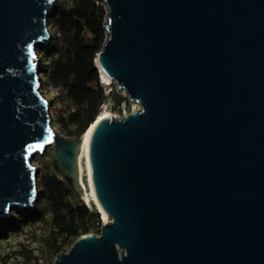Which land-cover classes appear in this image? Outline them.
<instances>
[{
	"label": "water",
	"instance_id": "95a60500",
	"mask_svg": "<svg viewBox=\"0 0 264 264\" xmlns=\"http://www.w3.org/2000/svg\"><path fill=\"white\" fill-rule=\"evenodd\" d=\"M95 67L138 105L88 139L109 223L55 264H264V0H96ZM53 0H0V219L31 207L53 142L76 182L82 137H54L36 46ZM29 47L32 51L29 52Z\"/></svg>",
	"mask_w": 264,
	"mask_h": 264
},
{
	"label": "trees",
	"instance_id": "16d2710c",
	"mask_svg": "<svg viewBox=\"0 0 264 264\" xmlns=\"http://www.w3.org/2000/svg\"><path fill=\"white\" fill-rule=\"evenodd\" d=\"M68 10H60L53 25L57 29L61 51L52 61L48 74L51 85L65 92L74 106L58 123L73 139H80L96 121L99 107L104 101L99 73L95 67L96 54L105 42V11L96 0H69ZM103 85V84H102ZM56 175L44 174L39 186L51 218L54 231L55 254L63 247L87 235L93 229H100L97 214H93L83 203H69L75 188L72 181L59 171L55 162Z\"/></svg>",
	"mask_w": 264,
	"mask_h": 264
},
{
	"label": "rangeland",
	"instance_id": "374dc122",
	"mask_svg": "<svg viewBox=\"0 0 264 264\" xmlns=\"http://www.w3.org/2000/svg\"><path fill=\"white\" fill-rule=\"evenodd\" d=\"M71 6L69 0H53L50 16L46 20L49 38L36 46V62L41 70L40 91L45 101L48 103V114L51 121V129L54 137L63 142L75 141L66 135V132L58 123L60 117H66L74 106L69 101L65 92L53 87L48 79L52 61L61 51V44L58 39L56 27L53 25L57 13L60 10H68ZM104 8V6H102ZM105 10V9H104ZM104 101L99 107L101 112H108L116 117L123 113L130 114L138 105L131 102L125 92L118 91L115 84L105 87L101 84ZM98 114V115H99ZM56 146L53 142L42 152L35 153L31 159V165L37 171L35 183L38 194L31 204V207L24 209H12L8 217L0 219V264H55L57 255L55 254L54 231L51 225V218L47 206L43 199L39 186L40 177L44 174L56 175L54 170ZM81 170L76 175V182L73 183L75 193L71 195L69 203L76 205L83 203L93 214H97L101 222V215L90 207L85 197L89 195L87 183V172L84 161L81 162ZM110 221V220H109ZM100 229H93L89 234L99 236ZM73 243H68L63 247L62 253H68Z\"/></svg>",
	"mask_w": 264,
	"mask_h": 264
},
{
	"label": "bare ground",
	"instance_id": "6f19581e",
	"mask_svg": "<svg viewBox=\"0 0 264 264\" xmlns=\"http://www.w3.org/2000/svg\"><path fill=\"white\" fill-rule=\"evenodd\" d=\"M101 79L103 80V82H105V84H107V85L110 84L109 87L113 85V82L111 80H109L108 78H106L102 73H101ZM101 79H100V81H101ZM106 117L111 118L112 115H110L108 112H101L98 115L96 121L88 128V130L82 136V145H81L80 149L78 150V156H77L78 173L80 172L81 167H82V165H81L82 160L84 161V165H85L86 172H87L86 175H87V183H88V188H89V195L87 197H85V201L90 207H93L99 213V215H101V222L102 223H104V222L109 223V219H108V217L107 218L104 217V215H103L102 211L100 210L99 205L95 199L94 193H93L92 184H91V180H90V173H89V163H88V139H89V135L92 132L96 123L99 120H101L102 118H106Z\"/></svg>",
	"mask_w": 264,
	"mask_h": 264
},
{
	"label": "built area",
	"instance_id": "2783aa9c",
	"mask_svg": "<svg viewBox=\"0 0 264 264\" xmlns=\"http://www.w3.org/2000/svg\"><path fill=\"white\" fill-rule=\"evenodd\" d=\"M135 111H137V110H139V108H137V109H134ZM126 114V113H125ZM124 116V113H123V115L122 116H119V117H116L115 115H112V117L111 118H122Z\"/></svg>",
	"mask_w": 264,
	"mask_h": 264
},
{
	"label": "snow or ice",
	"instance_id": "6c2138e0",
	"mask_svg": "<svg viewBox=\"0 0 264 264\" xmlns=\"http://www.w3.org/2000/svg\"><path fill=\"white\" fill-rule=\"evenodd\" d=\"M32 51V49H31V47H29V52H31Z\"/></svg>",
	"mask_w": 264,
	"mask_h": 264
},
{
	"label": "clouds",
	"instance_id": "9594fccd",
	"mask_svg": "<svg viewBox=\"0 0 264 264\" xmlns=\"http://www.w3.org/2000/svg\"><path fill=\"white\" fill-rule=\"evenodd\" d=\"M98 73H99V72H98ZM99 79H100V77H99ZM100 82H101V84H103L102 81H100Z\"/></svg>",
	"mask_w": 264,
	"mask_h": 264
}]
</instances>
